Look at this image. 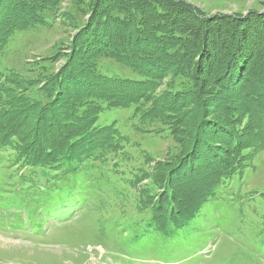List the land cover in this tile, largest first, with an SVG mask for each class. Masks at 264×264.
<instances>
[{
    "label": "trees",
    "instance_id": "trees-1",
    "mask_svg": "<svg viewBox=\"0 0 264 264\" xmlns=\"http://www.w3.org/2000/svg\"><path fill=\"white\" fill-rule=\"evenodd\" d=\"M59 2L0 0V58L17 33L50 26ZM80 2L92 16L60 71L47 74L49 66H42L31 79L0 71V162L19 165L26 169L21 178L37 181L2 201V211L32 208L24 223L15 213L10 226L41 235L55 214L88 203L108 181L95 161L121 154L129 139L116 122L100 126V116L135 107L143 125L159 124L173 140L181 133L186 139L144 175L150 179L140 203L146 212L132 225L136 233L122 257L202 264L214 228L231 221L220 213L223 186L251 166L252 149H264V28L253 33L258 22L247 15L206 17L180 0ZM193 48L199 57H189ZM105 59L138 78L108 76L100 67ZM206 63L214 64L217 87H205L200 66ZM209 102L218 106L217 116H207ZM8 150L13 160L3 158ZM143 179L134 173L128 182L135 188Z\"/></svg>",
    "mask_w": 264,
    "mask_h": 264
},
{
    "label": "rangeland",
    "instance_id": "rangeland-1",
    "mask_svg": "<svg viewBox=\"0 0 264 264\" xmlns=\"http://www.w3.org/2000/svg\"><path fill=\"white\" fill-rule=\"evenodd\" d=\"M180 1L191 4L206 17L247 15L258 22L253 33L259 27L264 28V0ZM59 4L58 16L48 20L50 26L19 32L14 36L0 58L1 72L13 71L31 79L37 77L39 70L43 72L42 66H49L46 72L52 74L68 62V56L73 53L71 47L81 43L77 38L92 15L80 0H60ZM241 25L248 26L243 21ZM200 52L193 48L189 57H199ZM57 56L59 58L54 59ZM100 67L108 76L138 78L131 69L112 59L101 61ZM200 67L206 73L205 87H217V77H210L214 64L206 63ZM263 77L264 73L259 75L260 79ZM255 78L259 84L258 76ZM206 106L210 112L208 117L220 113L212 102ZM136 115L135 107L106 110L101 114L100 126L116 122L118 129L128 136L124 152L111 155L106 162L95 161L97 167L103 168L108 175L107 183L79 210L55 214L44 234H33L10 226L17 223L19 215L16 214L22 215L23 223L27 219L26 209H32L25 206L27 202L22 209L13 206L10 215L4 214L0 205V264H139L137 261L125 262L122 255L128 251L126 244L130 234L136 233L132 225H137L138 219L146 212L140 203L150 179L143 177L156 162H164L176 154L177 142L184 141L186 135L181 133L177 140H173L167 130L160 129L161 125L145 126ZM261 125L264 133V120ZM251 153V166L223 186L220 213L229 215L231 221L221 228H214L210 239L212 244L202 258V264H264V239L261 237L264 233V149H252ZM9 155L13 160L10 150L3 158L7 159ZM25 171L19 165L11 166L5 160L0 162V203L10 201L23 189L32 187V183L36 185L37 181L32 182L34 179L21 178ZM134 173L143 179L135 188L128 182ZM18 201L16 199L10 204L16 205Z\"/></svg>",
    "mask_w": 264,
    "mask_h": 264
}]
</instances>
